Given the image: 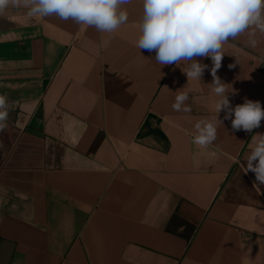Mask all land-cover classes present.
Instances as JSON below:
<instances>
[{
	"label": "crops",
	"instance_id": "crops-1",
	"mask_svg": "<svg viewBox=\"0 0 264 264\" xmlns=\"http://www.w3.org/2000/svg\"><path fill=\"white\" fill-rule=\"evenodd\" d=\"M114 33L52 15L0 13V264H264V185L245 171L251 138L212 119L210 58L202 81L136 47L142 0ZM223 46L217 75L231 105L264 108V34ZM238 61V62H237ZM235 67L229 68L228 65ZM189 91L191 112L172 108Z\"/></svg>",
	"mask_w": 264,
	"mask_h": 264
},
{
	"label": "clouds",
	"instance_id": "clouds-1",
	"mask_svg": "<svg viewBox=\"0 0 264 264\" xmlns=\"http://www.w3.org/2000/svg\"><path fill=\"white\" fill-rule=\"evenodd\" d=\"M132 0H0V13L9 5L28 9L29 17L55 15L61 20L71 19L76 24L94 27L101 33H114L128 22L126 5ZM143 15L139 24L140 35L136 47L149 53L155 52L156 63L176 65L188 81H202L207 64L197 58H210L213 78L211 91L218 97L217 115L212 119L201 118L195 123L193 143L206 148L217 139L219 113L224 120H231L234 131L253 132L264 119V108L259 101L245 98L242 104L231 105L227 84L217 75L222 66L223 46L230 39L247 33L248 44L257 46V32L264 34V0H142ZM238 62V61H237ZM231 69L234 64L228 65ZM189 91H177L172 108L189 113ZM10 105L0 95V132L7 127ZM250 152L246 156L245 171L255 174L254 187L264 185V134L251 138Z\"/></svg>",
	"mask_w": 264,
	"mask_h": 264
}]
</instances>
